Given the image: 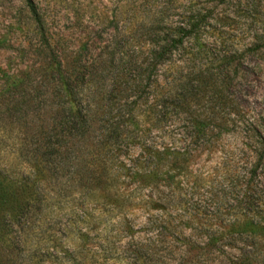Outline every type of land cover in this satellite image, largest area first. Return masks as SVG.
Segmentation results:
<instances>
[{
    "label": "trees",
    "instance_id": "1",
    "mask_svg": "<svg viewBox=\"0 0 264 264\" xmlns=\"http://www.w3.org/2000/svg\"><path fill=\"white\" fill-rule=\"evenodd\" d=\"M20 1L30 17L24 29L32 36L28 46L33 60L17 73L0 67V121L11 127L15 119L18 124L15 164H0V219L17 225L74 195L88 199L83 204L147 213L140 225L147 236L141 246L146 254L168 251L165 245L171 240L188 242L182 225L157 215L161 205L156 191L161 179L174 181L176 170L185 174L193 154L170 137L156 140L153 132L162 133L179 114L190 115L197 138L211 148L237 124L248 130L245 147L253 161L243 172L240 203L252 216L234 226L237 242L251 249L250 239L264 236V110L248 119L229 113L228 89L215 71L222 66L196 64L205 57V45L188 52L189 62L175 60L185 43L200 41L204 20L210 17L189 15L169 26L158 21L163 27L143 62L117 49L89 60L83 51L73 54L63 48L35 0ZM207 92L220 111L192 113V101ZM10 127L1 130L3 137ZM213 235L206 233L201 245L189 241L186 254L198 253L178 264H212L213 252L226 246L211 239ZM167 255L164 263L173 260ZM245 257L231 264H252Z\"/></svg>",
    "mask_w": 264,
    "mask_h": 264
},
{
    "label": "rangeland",
    "instance_id": "2",
    "mask_svg": "<svg viewBox=\"0 0 264 264\" xmlns=\"http://www.w3.org/2000/svg\"><path fill=\"white\" fill-rule=\"evenodd\" d=\"M35 2L45 9L51 33L61 39L63 48L73 54L83 51L89 60L92 55L117 49L133 61L143 62L163 27L158 21L176 25L189 15L206 13L210 19L204 20L207 27L200 33V41L185 43L176 62H189L188 52L205 45V57L196 64L222 66L215 71L221 73L217 79L228 89L229 113L248 119L264 110V0ZM29 22L20 0H0V67L17 73L32 62L28 46L32 36L24 29ZM191 111L209 114L220 110L207 92L192 101ZM193 119L179 114L162 133L153 132L156 140L165 137L164 142L170 137L177 145L183 144L181 147L189 146L193 154L186 173L176 170L174 181L168 184L161 179L156 191L161 205L157 215L182 225L188 242L171 240L165 245L171 253L146 254L141 246L147 236L140 225L147 213L83 204L88 199L69 195L17 225L0 219V264H139L140 260L144 264H178L198 253L186 254L189 241L201 245L207 241L206 233L213 232L216 235L211 239L226 246L223 252H213L212 264H231L247 259L246 255L252 264H264V236L250 239V249L237 242L240 235L234 226L252 216L240 203L243 172L253 161L245 147L248 130L244 125H230L233 130L211 148L197 138ZM13 123L10 127L0 121V164L11 168L18 129L15 119ZM9 127L13 130L3 137L1 130ZM136 153L138 149L133 150ZM261 215L264 219V211ZM166 255L173 260L164 263Z\"/></svg>",
    "mask_w": 264,
    "mask_h": 264
}]
</instances>
